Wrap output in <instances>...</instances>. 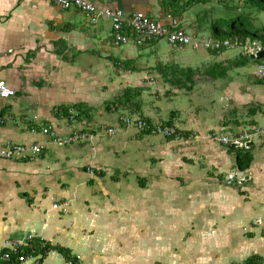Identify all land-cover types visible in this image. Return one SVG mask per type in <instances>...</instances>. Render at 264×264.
Masks as SVG:
<instances>
[{"label":"crops","instance_id":"0c3cea01","mask_svg":"<svg viewBox=\"0 0 264 264\" xmlns=\"http://www.w3.org/2000/svg\"><path fill=\"white\" fill-rule=\"evenodd\" d=\"M88 1L97 10L142 12L159 21L174 18L193 38L201 35L190 26L191 11L180 14L179 5L169 9L173 0ZM112 42L104 19L90 23L76 9L61 10L51 0H0V84L13 92L0 96V147H44L33 161L0 160V249L31 236L55 251L24 264L38 259L39 264H70L67 257L75 259L73 264H262L264 134L254 136L249 148L206 140L202 135L208 132L233 135L225 115L204 119L183 96L188 107L178 100L171 121L182 138L159 140L125 128L122 117L137 115L116 102L126 91L139 92L138 114L151 125H165L151 121L161 115H151L144 87L134 84L161 78L170 89L165 69L172 65L178 69L170 72L182 76L177 70L194 71L212 62L207 72L214 79L229 78L231 68L257 74V64L231 66L235 61L228 62L229 55L243 57L236 49H199L188 56L160 41L138 45L132 39L119 47ZM179 83L175 79L173 84L178 90ZM228 84L222 88L227 95ZM259 85L256 97L233 94L235 104L256 105L251 130L264 129V82ZM66 110L77 114L73 123L60 113ZM204 124L213 126L204 129ZM49 127L60 137L83 132L92 140L57 147L42 134ZM106 128L117 134L104 135ZM132 134L137 136L130 142ZM243 149L250 150L252 162L240 172L235 150ZM185 230L192 235L184 237Z\"/></svg>","mask_w":264,"mask_h":264},{"label":"built area","instance_id":"2783aa9c","mask_svg":"<svg viewBox=\"0 0 264 264\" xmlns=\"http://www.w3.org/2000/svg\"><path fill=\"white\" fill-rule=\"evenodd\" d=\"M52 3L61 10L76 9L83 14L90 23H96L100 19H104L110 23L111 35L113 45L116 47L128 44L132 39L142 42L153 41H166L167 44L177 47L179 49L189 47L192 50L202 49L204 51L220 52L224 50H239L243 57L256 55L262 49L256 47L255 42L251 43L246 41L240 42L236 38L233 40H221L215 38H208L207 40H199L193 38L186 33L180 26L177 19L169 18L168 21L154 20L142 12H135L132 14H125L121 10H97L95 6L88 0H51ZM257 75L264 78V66H257ZM13 92L10 91L5 85L0 84V96L7 98L12 96ZM77 114L74 111H69L66 119L73 123ZM35 120V119H34ZM125 128H136L140 132L149 131L153 135H161L164 138H180V134L176 133L173 126H157L151 125L149 127L146 122L139 116L124 117L121 119ZM34 132V130H31ZM104 135L113 137L117 134L114 128H106L103 131ZM43 135H48L50 141L57 147H66L83 142H91L92 137L87 133L73 132L72 134L64 137L56 135L52 129L43 128ZM264 134V129H252L251 132L243 131L238 135H224L213 133L207 138L213 142H217L226 146L234 145L239 148H245L246 145L252 142L254 136ZM42 144L20 145L14 143H6L0 147V160L3 161H33L40 157L43 153ZM54 208L57 205L53 206ZM262 221L255 220L253 224H259ZM264 233V228H263ZM36 240L39 243H45L43 239H35L28 237L24 243L13 241L6 245L2 250L0 249V261L12 262L14 264H24L29 260H34L39 256L24 253L23 249ZM41 257V256H40ZM14 258V260H13ZM35 264H39V259L35 260Z\"/></svg>","mask_w":264,"mask_h":264},{"label":"rangeland","instance_id":"374dc122","mask_svg":"<svg viewBox=\"0 0 264 264\" xmlns=\"http://www.w3.org/2000/svg\"><path fill=\"white\" fill-rule=\"evenodd\" d=\"M187 1L188 0L176 1V5H180L181 7L179 8L181 9L180 14H182L183 11L185 10V9L183 10V3ZM224 2H226L225 5L228 7L226 9L224 8V4H220L218 1H211L208 4L195 5L185 10V12L191 11L189 21H190V26L193 28V30H195V35L198 36L201 34L200 38H202V40H207L208 38L212 37L210 31L208 30L210 23L212 21H216L221 18H226V13H230V15L232 14L231 17L237 16V15L247 17L249 23L255 29H262L264 27V13H253V14L248 13L247 11L243 10L242 5L239 0H226ZM169 9H178V8L175 7V5L173 6L171 5L169 6ZM230 9H233L234 11L229 12ZM223 30L225 32H228V27L227 26L224 27ZM233 37L234 35L232 34L228 35V38H233ZM145 43L146 42L137 40L138 45H142ZM160 43L162 44L163 47H166V45L169 46V44H167L166 41H160ZM255 45L256 47L262 48L260 43L255 42ZM181 49L182 51L188 53V56H192L197 52V50H192L189 47H185ZM238 58H240V55L231 54L229 55L227 61L232 63L233 61H236ZM228 62H226V64H228ZM261 64L264 66V59H262L260 63H257V65H254V67L261 65ZM173 66L176 67V65H172V68L168 67L165 69V73L166 75H168V79L172 81V84L169 82H168L169 84L167 83V86L170 89L165 88V81L163 79V83H162V81L160 80L161 78L153 79V82H150V84L149 83H140V84L136 83L133 85V87H139V88L144 87L145 89L144 91H146L145 95L148 97V101L146 102V107L148 108L147 110L151 112V115H153V113L159 117L161 115L160 118H156V119L151 118V121H154L155 123L156 122L166 123L167 121H170L171 119L173 120L175 116L174 106L176 105L178 100L182 99L181 106L184 105L185 107H188L187 103H185L186 100H184V103H183L182 97L184 96L190 103V110H192L193 112H196L197 114L199 113L200 115H203L204 119H206L207 117L206 115H217V116L225 115L224 117L225 123L230 125V129L228 130L229 133H233V135H238L239 133H242L243 131L251 132V127L253 126H250L251 124H250L249 118H251L252 116L250 115L249 111L253 110V108L255 109L256 105L252 104L249 106V104H242V105L235 104V100H234L235 98L233 97V94L234 92L240 91L241 95L249 94L250 96H253V97L257 96L255 91L259 90L258 89L260 86L259 83L264 82V78L259 79L260 76L256 74L255 69H254V72H251L250 69L245 70V71L240 70L239 72H237L235 68H231L230 71H228L230 72L229 78L227 75L225 78L216 77L213 79L212 77H210L211 75L208 74L207 72L213 69L212 62H207V64L205 63V65L197 67L196 70L194 71L192 69L193 75H191L189 80H187L183 76H179L176 73L172 74L170 72L171 71L170 69H178V68H174ZM231 66L233 65L231 64ZM150 70L152 72H157L156 74L159 73L158 69L152 68V69H149V71ZM175 79L180 80L179 84L182 85L181 87H179L180 90L176 88L179 86L178 84H176V86L173 85L175 84ZM226 80H227V83H226ZM228 82L231 86V93L229 95L225 94L222 89L223 85L227 86ZM216 85H218L217 88H216ZM119 89H118V93H119ZM174 91H177V92H174ZM121 92H123V90ZM180 111H186V110L184 108L182 109L180 108ZM131 113H133V115H139L138 113H134L133 111ZM126 115H129V114H126ZM234 121H236L237 124L233 125L232 122ZM213 125H217L216 122H214ZM213 125L208 126L204 124L202 127L204 129H207V128L209 129L210 126H213ZM157 126H160V125H157ZM255 128H252V129H255ZM211 133L212 132L205 133L204 135H202V137L204 136L206 140H209L207 137L211 135ZM216 134H220V133H216ZM136 136L137 134H134L133 136H130V138L128 137V139L131 140L132 137L136 138ZM154 136L159 137V140H167L161 135H154ZM182 136L183 135L181 134L179 139H181ZM261 137H264V136H261ZM179 139L175 141H179ZM189 140H192V139L189 138ZM130 142H133V140H131ZM215 143L220 145V143H217V142ZM193 229L191 230L193 231ZM183 234H184V237L192 235L191 232H188L186 230L183 232Z\"/></svg>","mask_w":264,"mask_h":264},{"label":"trees","instance_id":"16d2710c","mask_svg":"<svg viewBox=\"0 0 264 264\" xmlns=\"http://www.w3.org/2000/svg\"><path fill=\"white\" fill-rule=\"evenodd\" d=\"M176 1L178 0H173L171 5H176ZM211 1H218L220 4H224V8H228L225 4L226 0H188L187 2L183 3V10L188 9L189 7L199 5V4H208ZM243 10L247 11L250 14L253 13H264V0H239ZM179 8L180 5H179ZM236 9V8H235ZM181 9H179L180 12ZM184 10V11H185ZM230 11H234L233 9H230ZM179 14V13H177ZM232 15V14H231ZM230 13H226V18H221L216 21H212L210 23V26L208 30L210 31L212 38L215 39H221V40H233L237 39L242 43H245L246 41H250L251 43L257 42L260 43L262 46V50H264V27L262 29H255L252 27V25L249 23L248 18L245 16L237 15L231 17ZM228 27V32H225L223 30L224 27ZM232 34L234 35L233 38H228V35ZM262 60H252L250 59L249 56L247 57H241L237 61H235L232 65L234 67L237 66H247L250 64H257L260 63ZM216 69L218 70H223L222 67L217 66ZM177 72L184 76L187 80H189L188 74H192V70H177ZM139 94V92H138ZM138 94L137 93H132L130 91H126L122 94L120 98H117L116 102L117 104L121 103L124 106H127L130 112L134 113H139L141 104L138 99ZM138 99V100H137ZM70 110L66 111H61L60 113L63 114L64 116L67 117L68 113ZM257 110H252L250 111V115H255ZM79 116V115H78ZM140 117L146 122V124L149 127L151 126V123L144 119L141 115ZM172 120V119H171ZM171 120L166 122L165 125L163 126H172ZM147 133L145 134H151L149 131H145ZM176 133H179L176 131ZM181 135V133H179ZM169 141L175 140L173 137L172 138H165ZM229 150L234 151V149L229 148ZM236 153V160H235V167L237 170L240 172H244L249 168V165L252 162V156L250 153V150H235ZM59 253H65L64 251L60 250L59 248L56 249ZM24 253L26 254H33V256H44L47 252L49 251H55V248L50 246L48 243H39L38 241L34 240L33 243L23 249ZM14 260V258H13ZM67 260L70 264H73L75 262V259L69 260V257H67ZM263 261L262 264H264V259L261 260ZM247 264H259L258 261L251 260L248 261Z\"/></svg>","mask_w":264,"mask_h":264},{"label":"water","instance_id":"95a60500","mask_svg":"<svg viewBox=\"0 0 264 264\" xmlns=\"http://www.w3.org/2000/svg\"><path fill=\"white\" fill-rule=\"evenodd\" d=\"M250 59L252 60H262L264 59V50L259 51L258 53H256V55H251ZM231 147H234V145H232ZM247 148L250 147V144L246 145Z\"/></svg>","mask_w":264,"mask_h":264}]
</instances>
